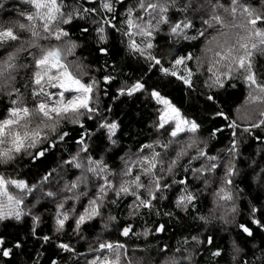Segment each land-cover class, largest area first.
Segmentation results:
<instances>
[{"label": "snow or ice", "instance_id": "obj_1", "mask_svg": "<svg viewBox=\"0 0 264 264\" xmlns=\"http://www.w3.org/2000/svg\"><path fill=\"white\" fill-rule=\"evenodd\" d=\"M92 2L94 0H89V3ZM23 3L28 7L17 9V18L0 22V48L4 49V55L0 56V95L9 100L6 112L0 115V168L13 167L24 157L31 161L46 157L69 136V132L64 130L67 125H79L83 131L76 141L77 151L61 165L74 168L79 174H74V179L56 191H44L45 186L51 187L55 169L46 172L34 184L0 172V222H19L29 215L35 236L40 217L32 214L31 209L26 212L24 205L26 197L34 195L38 188L44 197L56 201V233L65 231L70 218L72 232L76 234L82 225L97 219L101 228L107 230L117 217L105 215V209L109 205H118L126 198H131V203L127 205L129 219L139 218L145 211L149 215L171 217V211L161 213L154 202L166 199L164 192L178 185L175 208L185 214L196 212L193 219L201 226L206 228L218 221L225 226L222 230L228 231L230 226L241 237L255 238L257 232L264 234V219L257 217V213H264V209L252 206L248 221H237L239 197L234 182L239 173L237 159L240 152L236 130L241 128V123L238 121H246L242 132L249 136L255 129H264V70H259L256 65V57L264 56V0H133L121 14V27L113 23L116 19L114 5L123 4L125 0H100L99 10L83 7L81 0H23ZM172 9L181 14L180 19L173 20L170 16ZM98 11L112 15H101L96 20L94 17ZM197 15L199 28L195 23ZM89 16L93 17L96 50L101 55H109L108 29H114L126 38V41H121L126 51L143 59L149 72L158 69L162 77L174 78L187 90L195 92L196 80L200 77H203V87L209 90L225 89L229 85L235 88V80L246 86V114L243 117L230 119L222 110L214 113V116L228 121L226 127L231 131L230 146L223 158L206 151L207 142L199 137L201 124L184 115L155 87L149 96L158 106L152 125L157 138L140 144L136 152L121 156L118 170H113L103 157L97 159L89 154L87 141L92 133L85 129V118L98 120L97 127L106 130V139L111 146L118 142L114 137L120 127L116 121L106 120L94 104L98 81L94 77L87 82L82 79L90 75V66L80 60H68L79 46L72 40L69 29L74 21L87 20ZM165 27L169 44H178L181 40H203L201 54L188 51L168 57L157 55L159 45L156 38ZM79 30L82 35L89 33L88 27ZM25 52L26 62L21 63V54ZM21 73L28 78L23 85L24 92L17 87ZM113 79L111 75L103 76L106 84ZM118 91L121 95L132 96L133 93L146 91V85L137 79ZM206 99L216 103L212 92L206 95ZM240 111L238 107L236 112ZM221 131V128L213 129L211 138ZM182 134L186 139L182 138ZM255 138L261 139L259 136ZM201 143H204L203 148L199 146ZM193 150L195 154H192ZM194 162H198V166ZM180 168L183 169V178L175 179ZM220 169H223L222 175L217 176ZM261 179L264 180V176ZM192 182L199 186L193 188ZM209 190L212 207L206 213L198 212L200 195ZM81 197H86L87 203H81L80 209L73 205L70 217L69 211L65 210L66 203L80 201ZM165 230V224L159 223L153 228L146 225L141 233H136L129 223L123 226L120 235L147 238ZM40 239L48 242L51 237L45 235ZM178 244L180 246L173 249L171 255H167V244L160 248L164 258L158 264H192L193 252L200 248L210 252L213 264H220L224 259L225 249L217 246L215 235H191L178 241ZM190 244L196 248L190 251ZM3 245L4 239L0 237V255L10 256L12 249ZM20 246L15 244L16 248ZM57 247L75 254L68 243L61 242ZM252 247L257 249L255 244ZM229 249L230 264H264V247L258 249V256L253 252L252 260L241 259L245 249L235 238H230ZM131 251L134 254L144 250L133 248ZM91 253L92 257L86 260V264H146L143 257L130 256L128 246L121 242L97 238V246L91 249ZM52 264H57V261L53 260ZM147 264H157V261L153 259Z\"/></svg>", "mask_w": 264, "mask_h": 264}, {"label": "trees", "instance_id": "obj_2", "mask_svg": "<svg viewBox=\"0 0 264 264\" xmlns=\"http://www.w3.org/2000/svg\"><path fill=\"white\" fill-rule=\"evenodd\" d=\"M132 2L133 0H125L123 4L114 5L116 19L113 23H116L117 27H121L120 22L123 19L121 14ZM81 3L85 8L96 7L99 10L100 0H94L92 3H89V0H81ZM0 5H3L0 7V22L17 18V9H27L28 7L23 3V0H0ZM101 15L111 16L112 14L99 13L98 11L94 18L99 20ZM170 16L173 20L181 18V14L175 9L171 10ZM92 20L93 17L89 16L87 20L74 21L73 26L69 29L72 40L76 41L79 46L76 48L75 55L69 56L68 60L69 62L80 60L90 66V75L84 76L82 79L87 82L91 77H94L98 81V91L94 96V104L106 120L116 121L120 127L116 137H114L118 142L115 146H111L106 139V130L98 129V120L85 118V129L92 133L91 139L87 141L90 146L89 154L97 159L103 157L113 170H118L121 166L119 159L121 156L134 153L140 144L150 143L157 138L152 125L156 118L158 106L149 96L151 89L155 87L180 108L184 115L201 124L199 137L201 141L207 142L206 151L210 155L219 154L223 158L225 150L230 146L231 131L226 127L228 121L214 116V113L222 110L230 119H235L237 116L243 117L246 114L244 107V100L247 95L246 86L240 80H235L233 81L236 84L235 88L229 85L225 89L209 90L203 87V77H200L196 80V91L187 90L181 82L174 78L162 77L158 69L154 68L149 72L148 64L143 59L130 55L126 51L125 44L121 43L122 40L126 41V38L114 29H108L109 55H101L96 50V34L93 31L95 24L92 23ZM195 23L196 27L199 28L200 19L198 15ZM81 27H88L89 33L82 35L79 30ZM166 33L167 28L165 27L156 38V43L159 45L157 55L168 57L170 54H183L188 51L194 52L195 55L201 54L200 48L203 40L199 42L181 40L178 44H169ZM3 55L4 49L0 48V56ZM26 57V52L21 54L20 62H26ZM256 65L259 70H264V56L258 55L256 57ZM105 75H111L114 79L106 84L103 80ZM27 79L24 73L18 77L17 87L22 92L25 91L23 85ZM137 79L145 83L146 91L133 93L132 96L119 93L118 90L121 87L129 86ZM209 92L215 95V104L207 101L206 95ZM8 103V98L0 95V115L6 112ZM238 107L241 109L240 113L236 112ZM238 123H241V128L236 130L240 152L237 159L239 173L234 177L239 197L236 219L239 222H246L249 219L252 206L264 209V180L261 179L264 176V171H262L264 169V129H255L253 135L249 136L242 132L243 124L246 121L240 120ZM215 128H221L223 131L218 132L215 138H211L210 133ZM64 130L69 132V136L65 138L64 142L58 143L55 148L48 152L46 157L36 161L24 157L18 160L13 167L0 168V172L25 179L29 184H34L46 172L55 169L51 187L45 186L44 191H56L58 187H63L64 183L75 178L74 174H79L78 170L61 165L63 160L69 159L71 155L76 153V141L80 138L83 129L79 125H67ZM256 136L261 139L257 140ZM164 138L166 139V136ZM182 138L186 139L183 134ZM199 146L203 148L204 143ZM192 154H195L194 150ZM186 162L187 158H185L184 163ZM194 163L198 166V162ZM222 172L223 169H220L217 176L222 175ZM183 175V169L180 168L177 170L175 179L183 178ZM168 182L171 183V179ZM197 186L199 185L196 182H192L193 188ZM178 194L179 186L173 185L170 190L164 192L166 199L154 202L161 213L171 211L173 213L171 217L162 214L160 216L149 215L145 211L141 217L129 219L127 205L131 203V198H126L120 201L118 205H109L105 209V215L111 214L117 217V220L107 230L101 228V222L97 219L82 225L80 232L76 234L72 232L71 218L64 232L56 233L54 231L56 201L44 197L38 188L34 195L26 197L24 205L26 212L31 209L32 214L40 217V222L36 225V235L32 234L33 222L29 215L22 217L19 222L15 220L0 222V237L4 239L3 247L12 249L8 257L0 255V264H52L53 260L57 261V264H86V260L92 257L91 249L97 246V238L101 241L125 243L129 248L130 256H134V258L143 257L146 264L155 259L158 264V261L164 258V254H161L159 249L165 244L169 246L167 255H171L172 250L180 246L178 241L200 233L205 236L215 235L217 246L225 249L224 259L220 261V264H230L228 255L230 238L240 241L241 246L245 249L241 259L252 260L254 251L257 256L259 255L258 249L264 247V234L257 232L255 238L241 237L238 231L230 226H228V231L222 230L225 226H222L218 221L205 228L193 219L197 214L196 212L185 214L175 208L174 201ZM81 203L86 204L87 198L81 197L80 201H68L66 203L65 210L69 211L70 217L73 214L72 206L75 205L77 209H80ZM211 207V190L201 193L200 203L197 204L198 212L206 213ZM257 217L264 219V213H257ZM129 223L133 225V230L136 233H141L146 225L153 228L159 223L165 224L166 230L149 235L147 238L142 235L139 237L135 235L121 236L120 231L123 226ZM252 227L255 229V226ZM45 235L51 237L48 242L40 239ZM61 242L70 244L75 254L58 248L57 245ZM16 243L21 246L16 248ZM253 244L257 245L256 250L253 249ZM133 248L144 251H136L133 254L131 251ZM188 248L191 251L196 246L190 244ZM192 264H213L210 252H205L203 248L194 251Z\"/></svg>", "mask_w": 264, "mask_h": 264}]
</instances>
